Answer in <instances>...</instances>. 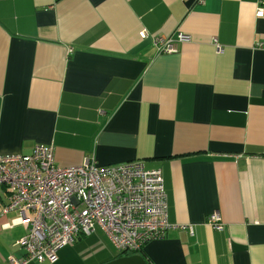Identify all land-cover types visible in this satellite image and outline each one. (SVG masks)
Instances as JSON below:
<instances>
[{"label": "crops", "instance_id": "1", "mask_svg": "<svg viewBox=\"0 0 264 264\" xmlns=\"http://www.w3.org/2000/svg\"><path fill=\"white\" fill-rule=\"evenodd\" d=\"M36 145L62 168L160 169L176 226L129 255L96 230L52 264H264V0H0V155ZM3 205L8 264L25 230Z\"/></svg>", "mask_w": 264, "mask_h": 264}, {"label": "built area", "instance_id": "2", "mask_svg": "<svg viewBox=\"0 0 264 264\" xmlns=\"http://www.w3.org/2000/svg\"><path fill=\"white\" fill-rule=\"evenodd\" d=\"M262 15V11L256 13V17ZM145 36L142 32L141 37ZM183 40L178 35V42ZM154 42L160 53L177 51L170 39L155 37ZM0 194L1 215L16 214L5 227L25 230L16 242L25 257L9 256L8 264H52L60 249L97 229L118 252L131 253L176 227L168 222L161 170L147 169L141 162L99 167L86 157L78 166L62 168L54 161L52 146L36 145L27 156L0 155ZM206 224L214 231L224 228L216 213ZM180 229L193 235L189 225Z\"/></svg>", "mask_w": 264, "mask_h": 264}, {"label": "water", "instance_id": "3", "mask_svg": "<svg viewBox=\"0 0 264 264\" xmlns=\"http://www.w3.org/2000/svg\"><path fill=\"white\" fill-rule=\"evenodd\" d=\"M106 264H145L142 257L138 255L122 257Z\"/></svg>", "mask_w": 264, "mask_h": 264}, {"label": "trees", "instance_id": "4", "mask_svg": "<svg viewBox=\"0 0 264 264\" xmlns=\"http://www.w3.org/2000/svg\"><path fill=\"white\" fill-rule=\"evenodd\" d=\"M79 238H80V237H78V239H79ZM126 253H127V252H126ZM120 255H121V254H117L116 258L119 257ZM128 255H129V253H128ZM116 258H115V259H116Z\"/></svg>", "mask_w": 264, "mask_h": 264}, {"label": "rangeland", "instance_id": "5", "mask_svg": "<svg viewBox=\"0 0 264 264\" xmlns=\"http://www.w3.org/2000/svg\"><path fill=\"white\" fill-rule=\"evenodd\" d=\"M99 229H97V231H98ZM104 235V234H103ZM105 236V235H104ZM116 255L118 254L117 252H114Z\"/></svg>", "mask_w": 264, "mask_h": 264}]
</instances>
